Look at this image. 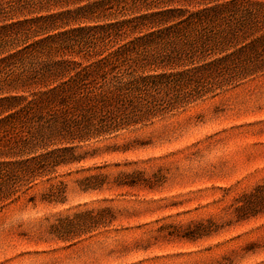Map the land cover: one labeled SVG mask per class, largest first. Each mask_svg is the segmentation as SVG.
I'll list each match as a JSON object with an SVG mask.
<instances>
[{
  "label": "rangeland",
  "instance_id": "1",
  "mask_svg": "<svg viewBox=\"0 0 264 264\" xmlns=\"http://www.w3.org/2000/svg\"><path fill=\"white\" fill-rule=\"evenodd\" d=\"M135 15L61 22L52 33ZM147 28L110 32L93 58L56 59L77 71ZM74 146L80 160L0 203V264H264V190L254 212L236 211L264 184V73Z\"/></svg>",
  "mask_w": 264,
  "mask_h": 264
},
{
  "label": "trees",
  "instance_id": "2",
  "mask_svg": "<svg viewBox=\"0 0 264 264\" xmlns=\"http://www.w3.org/2000/svg\"><path fill=\"white\" fill-rule=\"evenodd\" d=\"M128 12L137 15L52 33L61 22ZM123 27L148 31L77 71L79 62L56 59L67 50L93 58ZM260 73L264 0H0V203L56 166L80 160L75 144ZM263 190L264 184L238 201L239 215L256 210L253 195Z\"/></svg>",
  "mask_w": 264,
  "mask_h": 264
}]
</instances>
